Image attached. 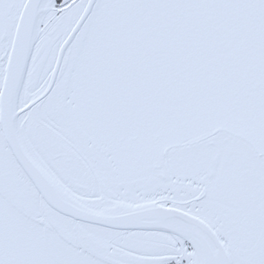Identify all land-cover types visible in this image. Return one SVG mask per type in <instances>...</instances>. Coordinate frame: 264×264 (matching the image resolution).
Masks as SVG:
<instances>
[{
  "label": "snow or ice",
  "instance_id": "1",
  "mask_svg": "<svg viewBox=\"0 0 264 264\" xmlns=\"http://www.w3.org/2000/svg\"><path fill=\"white\" fill-rule=\"evenodd\" d=\"M0 264H264V0H0Z\"/></svg>",
  "mask_w": 264,
  "mask_h": 264
}]
</instances>
